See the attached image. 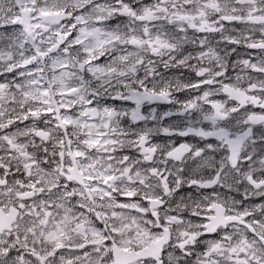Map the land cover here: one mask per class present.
<instances>
[{
	"label": "snow or ice",
	"instance_id": "6c2138e0",
	"mask_svg": "<svg viewBox=\"0 0 264 264\" xmlns=\"http://www.w3.org/2000/svg\"><path fill=\"white\" fill-rule=\"evenodd\" d=\"M0 264H264V0H0Z\"/></svg>",
	"mask_w": 264,
	"mask_h": 264
}]
</instances>
